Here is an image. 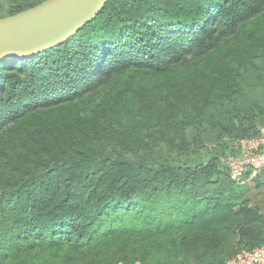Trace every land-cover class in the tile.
<instances>
[{
	"label": "trees",
	"instance_id": "trees-1",
	"mask_svg": "<svg viewBox=\"0 0 264 264\" xmlns=\"http://www.w3.org/2000/svg\"><path fill=\"white\" fill-rule=\"evenodd\" d=\"M22 1L8 16L45 0ZM263 102L264 0H108L65 42L0 61V264H43L35 250L60 246L61 264H144L104 244L149 227L176 228L174 264L264 245L257 205L188 195L220 163L187 172L118 152L156 138L188 149L207 125L259 137Z\"/></svg>",
	"mask_w": 264,
	"mask_h": 264
},
{
	"label": "rangeland",
	"instance_id": "rangeland-1",
	"mask_svg": "<svg viewBox=\"0 0 264 264\" xmlns=\"http://www.w3.org/2000/svg\"><path fill=\"white\" fill-rule=\"evenodd\" d=\"M15 0H0V18L7 16L10 8L15 4ZM39 0L22 1L24 4L36 2ZM255 98L262 100V92L256 91ZM264 103V102H263ZM256 128L264 134V125L259 121L256 123ZM204 132L196 135V131L189 129L187 131V139L191 142L188 149H180L171 146L158 138L151 141L150 149H139L121 147L118 152L123 154L130 161L138 163L142 159L149 160L157 156H168L174 166L180 169H186L187 172L199 168H205L208 165L217 162L226 167V172L222 173L221 179L216 181V174H205L204 170L201 176L198 175L193 181V184L187 186L188 195L194 197L197 201L208 199L211 201L226 200L233 204L235 209L242 208L245 205H257L264 211V175L263 170L256 173H250L249 177L240 180H233L229 171V163L231 160L243 155V141L248 139L230 138L226 133H219L216 128H211L207 125L203 127ZM211 131V132H210ZM153 144V146H152ZM207 172V171H206ZM132 237H118V234L109 236L110 240L105 243L110 256L114 252L134 251L138 256H142L144 264H174L173 256L178 254L177 251L183 250L185 246L177 245L175 237L177 236L176 228L167 232L166 230H158L156 227H149L141 230V232L128 233ZM119 238V239H118ZM246 249L239 247L233 250L235 253ZM37 255H43L41 260L43 264H61L65 263L64 255L67 253L63 246L54 249H36ZM192 264H213L215 258H210L209 255L202 262L194 257L193 250L189 251ZM41 258V257H40ZM68 264H78L77 257L73 258Z\"/></svg>",
	"mask_w": 264,
	"mask_h": 264
},
{
	"label": "water",
	"instance_id": "water-1",
	"mask_svg": "<svg viewBox=\"0 0 264 264\" xmlns=\"http://www.w3.org/2000/svg\"><path fill=\"white\" fill-rule=\"evenodd\" d=\"M108 0H45L0 19V61L53 48L92 21Z\"/></svg>",
	"mask_w": 264,
	"mask_h": 264
},
{
	"label": "built area",
	"instance_id": "built-area-1",
	"mask_svg": "<svg viewBox=\"0 0 264 264\" xmlns=\"http://www.w3.org/2000/svg\"><path fill=\"white\" fill-rule=\"evenodd\" d=\"M243 155L231 160L229 171L233 180H240L247 170L251 173L264 168V134L243 141ZM224 264H264V245L241 251Z\"/></svg>",
	"mask_w": 264,
	"mask_h": 264
}]
</instances>
